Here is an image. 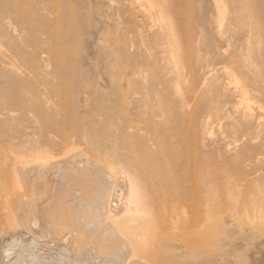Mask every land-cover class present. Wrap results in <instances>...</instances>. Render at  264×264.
I'll return each mask as SVG.
<instances>
[{
  "label": "rangeland",
  "instance_id": "obj_1",
  "mask_svg": "<svg viewBox=\"0 0 264 264\" xmlns=\"http://www.w3.org/2000/svg\"><path fill=\"white\" fill-rule=\"evenodd\" d=\"M242 1L235 8H240ZM139 2L144 5L140 8L143 13L148 3ZM123 4L124 0H0V157H60L61 149H51V142L60 139L57 131L42 127L46 114L53 120H65L64 128L72 134L73 154L136 157L139 164L151 160L159 167L171 161L161 175L169 181L167 198L183 190L192 204L186 200L189 206L183 202L185 210L169 208L165 221H161L162 212L155 224L165 223L164 234L159 230L161 235L151 236L170 232L172 237H188L190 228L197 229L192 233L202 231L201 236L209 239L190 254L202 260L212 257V264H250L259 247L249 244L254 228L247 227L258 223L260 215L251 212L249 216L247 212L254 211V202L261 204L256 194L264 196V183L250 185L253 177H248L247 185L235 167L244 163L235 155V148L243 142L231 144L235 137L233 116L216 111L222 102L232 99L222 91L221 98L215 95L214 74L201 93L193 82L222 67L218 66L216 50L227 53L229 47L216 34L226 29L227 22L218 25L214 0H176L179 42L183 44L187 30L193 36L185 56L184 46L179 50L176 43L167 42L169 46L160 49L153 41L157 29L154 20L163 21L160 13L153 20L141 13L135 20ZM257 4L256 12L252 10L251 17L240 23L239 33L251 25L256 33L248 45H242L244 59L260 54L264 60V0ZM124 163L123 159L117 163V177ZM132 173L144 180L139 171ZM98 175L86 185L72 182L67 194L93 193L103 176ZM254 195L257 199L251 202ZM152 198L150 203H157L158 199ZM249 202L252 210H248ZM53 203L48 199L43 206ZM181 210H188L184 213L188 215ZM209 215H214V220ZM225 216L233 218L230 222L236 219L233 223L242 229L225 227V232H219L218 225L223 227L229 220ZM256 261L264 264V256Z\"/></svg>",
  "mask_w": 264,
  "mask_h": 264
},
{
  "label": "bare ground",
  "instance_id": "obj_2",
  "mask_svg": "<svg viewBox=\"0 0 264 264\" xmlns=\"http://www.w3.org/2000/svg\"><path fill=\"white\" fill-rule=\"evenodd\" d=\"M144 1L148 3V7L143 13L140 8L144 5L139 0H124L123 5L130 8L135 20L141 13L150 20L160 13L163 21L157 23L154 20L157 29L152 36L156 46L164 49L173 42L177 44L178 48L174 46L179 50L184 46L186 56L191 48L193 36L187 30L184 33L183 44L179 42L180 25L176 22L179 10L176 0ZM238 1L214 0L218 25L222 27L227 22L226 29L216 35H219L220 41L226 43L229 49L227 53L221 52V48L216 50L215 57L221 68L214 69V73L213 70L207 71L193 82L195 87L200 88L201 93L207 89L208 81L214 74L215 95L221 98L222 91L225 96L232 99L228 103L220 102L221 106L217 107L216 111L233 116L231 125L234 127L235 137L231 144L243 142L242 146L237 145L239 149L235 148V155L242 157L239 161L244 162L243 165L237 164L235 167L239 170V175L246 178L245 180L253 177L251 181L248 179L252 185L257 182L264 183V60L260 58V54L258 55L260 57L256 55L251 60L243 58L242 45H246L256 34L254 25L250 28L247 26L249 30L239 33L240 23L251 17L252 10L256 12L258 0L253 2L243 0L240 8H235ZM187 5L191 7L190 4ZM63 122L65 123V120H53L51 116L43 114L42 127L46 131L56 130L59 135L60 139L54 141L56 143L51 142L53 145L51 149H61L60 157L28 159L0 157V264H212L214 259L212 257L202 260L196 257V254L189 253L198 249L205 239L208 241L209 238L204 237L205 235L201 236L202 231L192 233L197 229L190 231L189 227L190 233H186L188 237L169 236L168 230H166L168 234L160 236L159 230L164 229L165 223L155 224V220L162 218V212L164 220L161 221H165L169 208L171 211L172 207L177 210L184 209L183 202L187 200L191 203L188 201L189 197L185 198L183 190L178 191L171 199L167 198L169 196L166 193V186L169 181L166 183L161 175L166 170L167 163L172 165L171 161L167 160L165 165L159 167L155 164L157 162L151 160L139 164L136 157H88L81 152L73 154L72 134L65 130ZM121 159L125 163L121 167L123 169L119 175L121 177L118 178L117 163ZM132 171H139L144 180L134 178ZM98 173L103 176L93 193L86 191L81 194H67L68 189L74 185L72 182L86 185V182L97 178ZM97 189L100 192L96 191ZM58 190L60 192H57ZM234 191L236 192L235 189ZM192 195L195 197L194 193ZM257 195L260 196L259 193ZM152 196L158 199L157 203L156 200L154 204L150 203ZM259 196L261 204L255 205L257 197L249 198L255 203L252 204L254 211L250 207V202L248 207L251 209L247 208L252 211L249 213L246 210L249 216L251 212L260 215L258 223L254 222V225L251 222V227H247L250 224L246 225L250 230L254 228V234L248 236L249 244L254 246V249L259 247L258 250H254L256 255L250 264L257 263L256 260L264 256L261 253L262 244L264 245V196L260 198ZM47 198L54 202L48 204L50 207L43 206L44 202L48 201ZM159 198L166 201L163 200L165 202L162 203V199ZM191 201L195 200L192 198ZM187 202L186 207L189 206ZM192 209L196 211L199 208ZM185 212L188 213V210ZM168 216L170 218V214ZM175 216H178L177 213ZM213 217L214 215L212 216L214 220ZM231 219L227 220L229 222L225 220L223 227L218 225V231H223L225 227H234L233 230L236 231L242 229L233 223L236 219L230 222ZM256 219L257 217L255 221ZM178 222L181 224V221ZM178 222L176 220V223ZM168 226L170 227V223ZM168 226L166 229H169ZM169 230L171 231V227ZM182 231L181 233L184 232ZM208 231H205L206 235L210 233ZM151 233L160 235L152 237Z\"/></svg>",
  "mask_w": 264,
  "mask_h": 264
}]
</instances>
